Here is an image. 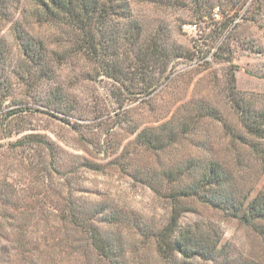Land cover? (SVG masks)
<instances>
[{"label": "trees", "instance_id": "16d2710c", "mask_svg": "<svg viewBox=\"0 0 264 264\" xmlns=\"http://www.w3.org/2000/svg\"><path fill=\"white\" fill-rule=\"evenodd\" d=\"M31 1L36 8L38 23L53 26L63 36L57 38L55 47L50 49L43 39H35L21 26H15L14 37L21 58L30 65L27 73L33 71L35 80L46 91L44 97L32 96L30 100L46 108L49 116L71 125L72 130L85 137L83 141L87 143L92 142L86 139L89 135L81 130L82 124H70V121L91 118L85 116L77 93L58 81L57 73L63 65L82 61L92 66L93 73L104 75L122 85V94L117 93L115 97L121 100L125 91L129 95H152L164 84L165 79H169L172 63L192 59L193 56L187 54L195 51H185L177 45L167 27L134 18L127 0ZM222 1L190 0V4H194L195 20H213L215 9L223 6ZM260 1L254 0L247 12L256 16L263 15ZM179 2L152 1L156 5L169 7L177 6ZM235 6L236 3L228 9L230 22L239 16L245 3L239 9ZM228 24H224L221 31ZM197 47L195 43L193 49ZM222 50L224 42L217 48L215 59L231 62L233 54L225 58L220 53ZM7 57L5 44H0V103L12 96L13 86L6 68ZM159 67L163 72L156 77ZM90 72L87 75H91ZM149 74L154 76L149 78ZM127 81H131L128 86ZM44 82L45 85L42 84ZM232 89L234 91L235 87ZM231 99V109L238 115L242 130L253 138L264 139V115L253 114L233 93ZM198 111L196 109L192 116L195 124L208 118L220 123L224 121L218 118L219 114L213 108L205 107ZM14 114L6 118L8 124H5V138L11 140V143L0 151V156L8 157L19 153L21 147L31 146L37 161L36 186L45 196L40 198L38 193V197L32 194L27 199L25 190H20L11 178H0V264H188L195 259L207 264H264V188L258 191L255 188L246 190L237 181L234 171L213 161L195 159L181 167L169 169L168 174L164 175L170 187L167 192V189L163 190L162 186L154 184L152 177H149L152 172L144 167L128 166L133 179L144 183L158 196L166 197L171 205L170 218L166 224L154 227L148 225L142 217L132 219L128 212L113 201L83 202L74 199L73 183L68 178L64 180L57 196L48 195L47 182L53 181L56 175L66 177L72 174L73 166L100 173H104V168L80 156L78 162L72 164L65 156L67 152L51 136L37 130L29 133L26 127H20L19 123L9 120ZM121 117L116 114L112 118L115 123L112 128L115 125L127 132V127H132L135 136L124 148L125 151L112 162V165L121 169V161L133 152L137 153L135 150L160 152L177 144L183 134L181 128L186 126L182 122L173 123L174 119L171 118L160 127L141 128L140 122L125 121ZM224 126L227 127L225 121ZM230 135L236 136L237 133L230 131ZM14 137L18 138L12 141ZM119 146L113 142L109 147L110 153L117 154ZM252 152L264 163V147L254 144ZM8 165L9 169L14 170L16 164ZM23 165L22 161L16 165V169ZM24 167L29 169L28 166ZM190 200L237 220L259 240L260 250L243 253L230 244L222 245L221 238L216 236L213 229L207 230L201 224L182 225L181 217L191 211L182 202ZM151 251L154 252V262L147 259L146 252Z\"/></svg>", "mask_w": 264, "mask_h": 264}, {"label": "rangeland", "instance_id": "374dc122", "mask_svg": "<svg viewBox=\"0 0 264 264\" xmlns=\"http://www.w3.org/2000/svg\"><path fill=\"white\" fill-rule=\"evenodd\" d=\"M127 1L134 18L144 23L167 27L177 45L185 51L189 49L195 51L187 54L193 56L192 59L172 63L169 68V79H165L164 84L152 95H129L125 91L121 100L115 97L117 93L122 94V85L107 79L104 75L93 73L92 66L82 61L73 65H63L57 73L58 81L77 93L85 116L91 118L70 121V124L73 122L82 124L81 130L89 135L86 139L92 142L87 143L83 141L85 137L72 130L71 125L49 116L46 108L35 105L30 100L32 96L44 97L46 91L40 82L35 80L36 75L33 71L27 73L30 65L21 58L14 37V28L16 25L21 26L29 36L46 41L50 49L55 47L54 42L58 40L57 38L63 35L53 26L38 23L35 17L36 8L31 0H0V44H5V52L8 53L6 68L13 86L12 96L6 102L0 103V146L3 147H0V151L11 143V140L5 138L7 134L5 126L8 124L6 118L9 114L15 113L9 120H13L15 124L19 123L20 127H26L30 130L29 133L37 130L51 136L67 152L65 156L72 164L78 162L80 156L104 168V173H100L73 166L72 174L66 177L56 175L53 181L47 182L48 195L57 196L62 184L65 183L64 180L68 178L73 183L74 199L83 202L113 201L123 211L128 212L132 219L142 217L141 219L146 220L148 225L154 227L166 224L170 218L171 205L166 197L158 196L144 183L133 179L127 169L128 166L144 167L152 172L149 177H152L154 184L157 187L162 186L163 190L167 189L169 192L170 187L167 186L164 177L169 169L181 167L195 159L203 162L213 161L234 171L237 181H240L246 190L252 188L256 191L262 190L264 163L252 152V146L258 144L264 147V139L253 138L242 130L238 115L231 109V95L233 93L239 101L246 104L253 114L264 115V14L256 16L247 12L254 0H223L222 8L215 9L213 20H195L194 4H190V0H179V4L173 7L156 5L152 3L154 0ZM235 3V8L238 9L244 3L245 6L239 12V16L233 19L234 22H230L231 15H228V9ZM260 3V9L264 10V0ZM224 22L229 24L221 31L223 25L227 24ZM189 24H197L198 31H186L184 26ZM223 42L224 50L220 53L225 58L233 54L231 62H219L214 57L217 48ZM195 43L198 47L193 49ZM89 71L91 75H87ZM161 72L163 71L159 67L156 77L161 76ZM153 76L149 74V78ZM134 82L135 80L132 84ZM42 84L45 85V82ZM126 84L128 86L131 81H127ZM232 87H235L234 91ZM205 107L217 111L218 118H222L227 127L225 128L224 121L221 120L223 123H220L209 118L199 120L198 124L193 123L192 116L196 109L198 111ZM116 114L124 117L125 121L140 122L141 128H157L171 118L174 119L173 123L182 122L186 126L181 128L183 134L181 139L178 138L177 144L160 152L135 150L137 153L133 152L121 161L123 163L121 169L112 165V162L125 151L124 148L135 136L132 133L133 128L127 127L126 123L124 126L127 127V132L115 125L112 128L114 123L112 118ZM230 131L237 133L240 138L237 135H230ZM17 138L14 137L12 141ZM113 142L117 146L120 144L115 155L109 150ZM31 148L21 147L19 153L8 157L0 156V178L4 176L11 178L20 190H25L24 195L27 199L32 194L38 197L40 193V188L35 182L36 154ZM22 161L24 165L16 169V165ZM8 164H16L14 170L9 169ZM24 166H28L29 169ZM44 196L43 193L39 195L40 198ZM182 203L187 210H191L181 217L182 225L201 224L207 230L213 229L216 236L221 238L222 245L230 244L243 253H249L253 249L260 250L259 240L237 220L192 200ZM137 240L135 238L136 242ZM146 255L148 260L155 261L154 252H146ZM188 264L207 263L195 259Z\"/></svg>", "mask_w": 264, "mask_h": 264}, {"label": "built area", "instance_id": "2783aa9c", "mask_svg": "<svg viewBox=\"0 0 264 264\" xmlns=\"http://www.w3.org/2000/svg\"><path fill=\"white\" fill-rule=\"evenodd\" d=\"M184 29L186 31H190V32H197L198 31V25L197 24H189L184 26Z\"/></svg>", "mask_w": 264, "mask_h": 264}]
</instances>
